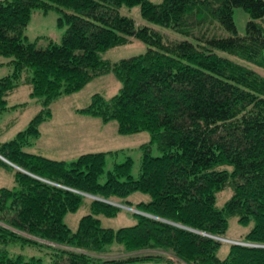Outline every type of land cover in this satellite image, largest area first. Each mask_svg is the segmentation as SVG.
Returning <instances> with one entry per match:
<instances>
[{"label":"trees","instance_id":"trees-1","mask_svg":"<svg viewBox=\"0 0 264 264\" xmlns=\"http://www.w3.org/2000/svg\"><path fill=\"white\" fill-rule=\"evenodd\" d=\"M124 5H139L145 20L183 39L137 24L121 14ZM236 8L250 15L245 35ZM36 9L61 12L68 27L60 43L28 40ZM134 38L148 45L144 54L117 62L104 57ZM220 51L264 68V0H0V55L14 66L0 78V118L21 85H30L43 105L25 130L0 141V163L15 170L18 184L0 188V264H264V74ZM110 71L122 81L120 93L110 99L97 93L80 112L115 120L121 134L150 133L139 177L131 157L101 183L106 153L68 163L25 150L53 101ZM230 184L233 195L219 208L217 193ZM138 191L152 199L136 204L137 224L101 226L97 216H115L120 206L99 198ZM82 193L99 198L73 232L64 217L81 206ZM231 216L254 226L221 259L220 237ZM19 242L50 248L52 262L11 256L4 246ZM115 247L127 257H104Z\"/></svg>","mask_w":264,"mask_h":264},{"label":"rangeland","instance_id":"rangeland-1","mask_svg":"<svg viewBox=\"0 0 264 264\" xmlns=\"http://www.w3.org/2000/svg\"><path fill=\"white\" fill-rule=\"evenodd\" d=\"M152 1L160 3L163 0ZM120 12L123 15L132 17L137 24L154 26L164 31L171 39H183L181 34L145 20L141 15L139 5L132 7L124 5L120 8ZM61 17V12L57 9H51L48 12L40 9L34 10L29 26L26 29L28 40L31 42L39 40L38 44L42 47L47 45L48 40L60 43L68 27L66 21H60ZM234 18L239 34L245 35L247 23L250 19L249 13L243 8H236ZM147 49L148 45L144 41L134 38L129 44L109 49L104 53V57L112 62H117L121 59L144 54ZM219 53L264 74V68L229 53L221 51ZM12 59V57L0 55V78L13 73L14 66L10 63ZM121 88L122 81L113 71H110L94 78L81 90L59 97L49 106L51 112L49 118L40 123L39 137L34 138L32 144L25 147V150L68 163L77 160L83 154L106 153V166L100 178L101 183L107 180L108 172L116 163H122L131 157L133 159L132 174L135 178L139 177L143 156L142 146L150 142V133L142 131L133 134H121L118 130V123L115 120L104 121L100 116L80 112V110L87 108L92 103L93 96L97 93H100L106 99H110L119 94ZM32 92L30 85H21L7 97L8 106L12 108L1 115L0 141L4 142L14 139L19 132L25 130L31 121L43 111L42 101L40 98L33 96ZM152 154L160 156L162 152L157 146H154ZM230 167L228 166L227 168ZM2 187L13 189L18 188V184L15 170L0 163V188ZM233 191V186L230 184L217 193L216 203L219 208L224 207L231 199ZM93 199V197L85 195L81 206L76 211L68 212L65 215L64 222L73 232L78 230L81 219L91 213L90 207ZM99 199L109 200L113 204L120 206V210L115 216L104 214L97 216L101 221L102 227L118 230L122 227L137 224L138 220L134 215V211H136L134 208L137 209L136 204L149 202L152 197L147 193L138 191L126 198ZM125 201H130L132 205ZM253 226V220L249 224H243L237 217L231 216L226 232L220 237L221 246L217 251L218 257L225 259L230 253L231 245L233 243H242ZM39 242L56 246L51 242L42 240H39ZM4 247L14 257L22 256L26 260L38 258L45 263L52 262L51 249L45 246L24 245L19 242L11 243ZM115 248L114 252L110 255L106 254L104 257H127V253L119 249L120 247ZM132 264L157 263L155 261H136Z\"/></svg>","mask_w":264,"mask_h":264},{"label":"water","instance_id":"water-1","mask_svg":"<svg viewBox=\"0 0 264 264\" xmlns=\"http://www.w3.org/2000/svg\"><path fill=\"white\" fill-rule=\"evenodd\" d=\"M1 157V156H0ZM17 167V166H16ZM18 169H19V167H17ZM82 194H84V195H88V196H91V197H93V198H99V197H96V196H93V195H89V194H86V193H82ZM105 201H108V200H105ZM108 202H110V201H108ZM110 203H112V202H110ZM45 241V240H44ZM45 242H47V241H45Z\"/></svg>","mask_w":264,"mask_h":264}]
</instances>
